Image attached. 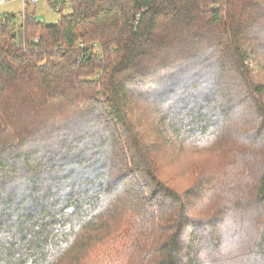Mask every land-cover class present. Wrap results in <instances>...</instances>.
Instances as JSON below:
<instances>
[{
  "label": "trees",
  "instance_id": "16d2710c",
  "mask_svg": "<svg viewBox=\"0 0 264 264\" xmlns=\"http://www.w3.org/2000/svg\"><path fill=\"white\" fill-rule=\"evenodd\" d=\"M66 8L0 14V264H264V0Z\"/></svg>",
  "mask_w": 264,
  "mask_h": 264
},
{
  "label": "rangeland",
  "instance_id": "374dc122",
  "mask_svg": "<svg viewBox=\"0 0 264 264\" xmlns=\"http://www.w3.org/2000/svg\"><path fill=\"white\" fill-rule=\"evenodd\" d=\"M14 13V14H18L20 13V8L17 6H2L0 7V14L3 13ZM70 12L69 8H66L63 13H60L58 11H56L54 8L49 7L46 3L43 2V4L40 6L39 8V13H38V18L40 20H44L45 23L47 24H54L57 23L61 16L64 14H68ZM18 22L21 21V17H17ZM252 68H255V66H250ZM231 157H232V153L229 150H216L213 154L208 155V154H204L202 159H206L209 158L208 161L214 163L216 166L219 167H230L232 165L231 162ZM188 166V164L184 165L182 167V170L185 169ZM224 168V169H225ZM168 173L171 174H175L174 172V167L173 166H169L168 167ZM187 179V178H186ZM186 179L181 178V177H175L176 183L177 184H181V182L183 183Z\"/></svg>",
  "mask_w": 264,
  "mask_h": 264
},
{
  "label": "built area",
  "instance_id": "2783aa9c",
  "mask_svg": "<svg viewBox=\"0 0 264 264\" xmlns=\"http://www.w3.org/2000/svg\"><path fill=\"white\" fill-rule=\"evenodd\" d=\"M43 1L49 3L51 8H54L56 11H59L62 7V3L70 2L73 0H0V7L7 6L9 4L18 2L21 5L20 13L16 15V17H21L20 24L25 25L27 20V16L29 14L28 7H36L40 5ZM43 21V20H41ZM44 22V21H43ZM36 43L39 41V38H35Z\"/></svg>",
  "mask_w": 264,
  "mask_h": 264
},
{
  "label": "crops",
  "instance_id": "0c3cea01",
  "mask_svg": "<svg viewBox=\"0 0 264 264\" xmlns=\"http://www.w3.org/2000/svg\"><path fill=\"white\" fill-rule=\"evenodd\" d=\"M44 3H46L49 7H50V5H49V3L48 2H46V1H43ZM43 2L40 4V5H38V6H36V7H28V12L29 13H32L37 19H39L37 16H38V13H39V8H40V6L43 4ZM10 6H17V7H19L20 9H21V5L18 3V2H15V3H12V4H9ZM8 6V5H7ZM3 14H6V13H3ZM10 14H14L13 12L12 13H10ZM14 15H17V14H14ZM40 20V19H39ZM44 21V20H43ZM53 24V23H52Z\"/></svg>",
  "mask_w": 264,
  "mask_h": 264
}]
</instances>
